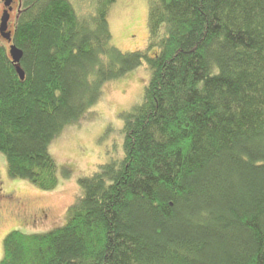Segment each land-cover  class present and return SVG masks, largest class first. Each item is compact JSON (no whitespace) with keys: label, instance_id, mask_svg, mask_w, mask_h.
<instances>
[{"label":"trees","instance_id":"trees-1","mask_svg":"<svg viewBox=\"0 0 264 264\" xmlns=\"http://www.w3.org/2000/svg\"><path fill=\"white\" fill-rule=\"evenodd\" d=\"M116 1L20 0L18 65L0 45V153L43 192L51 142L105 83L149 71L122 158L77 180L63 226L9 232L0 264H264V0H148L146 48L124 53Z\"/></svg>","mask_w":264,"mask_h":264},{"label":"rangeland","instance_id":"rangeland-1","mask_svg":"<svg viewBox=\"0 0 264 264\" xmlns=\"http://www.w3.org/2000/svg\"><path fill=\"white\" fill-rule=\"evenodd\" d=\"M79 15H90L96 0H70ZM0 0V16L4 9ZM20 0H14L9 31L13 33ZM148 0H117L108 13L111 44L121 52L143 51L147 43ZM0 45L8 51L0 38ZM149 71L142 63L124 77L109 81L102 87L99 100L77 123L66 126L51 142L48 152L57 167V187L43 192L21 179H10L6 161L0 153V258L2 240L13 230L42 233L66 222V211L78 194L77 180L90 177L101 164L122 158L123 119L141 102ZM26 212L34 221L19 223L18 216Z\"/></svg>","mask_w":264,"mask_h":264},{"label":"water","instance_id":"water-1","mask_svg":"<svg viewBox=\"0 0 264 264\" xmlns=\"http://www.w3.org/2000/svg\"><path fill=\"white\" fill-rule=\"evenodd\" d=\"M4 9L0 16V37L6 40L7 42H12V34L8 30V23L10 21V13L12 12V3L13 0H2ZM8 54L11 58V61L18 65L22 58V51L17 48L13 43L9 45ZM19 77L23 80L24 75L21 69L18 68Z\"/></svg>","mask_w":264,"mask_h":264},{"label":"flooded vegetation","instance_id":"flooded-vegetation-1","mask_svg":"<svg viewBox=\"0 0 264 264\" xmlns=\"http://www.w3.org/2000/svg\"><path fill=\"white\" fill-rule=\"evenodd\" d=\"M2 1V0H1ZM13 2H14V0H13ZM13 4V3H12ZM3 5V4H2ZM12 10H13V7H12ZM11 19V18H10ZM10 22L11 21H9V23H8V30H9V25H10ZM1 38V37H0ZM1 39H3V38H1ZM3 41L7 44V46H9L10 44H12V42H7L6 40H4L3 39ZM1 210V209H0ZM0 217H2V213L0 212ZM34 221V218L32 217V216H30V215H27L26 214V212H21V215L19 214V216H18V221H19V223H25L26 221Z\"/></svg>","mask_w":264,"mask_h":264}]
</instances>
